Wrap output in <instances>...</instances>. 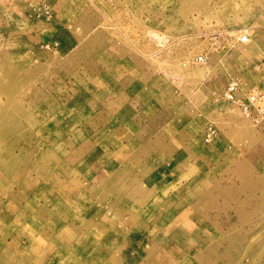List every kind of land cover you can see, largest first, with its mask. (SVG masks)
I'll use <instances>...</instances> for the list:
<instances>
[{"label": "rangeland", "instance_id": "1", "mask_svg": "<svg viewBox=\"0 0 264 264\" xmlns=\"http://www.w3.org/2000/svg\"><path fill=\"white\" fill-rule=\"evenodd\" d=\"M253 90L264 0H0V200L47 224H0V263L264 264Z\"/></svg>", "mask_w": 264, "mask_h": 264}, {"label": "bare ground", "instance_id": "2", "mask_svg": "<svg viewBox=\"0 0 264 264\" xmlns=\"http://www.w3.org/2000/svg\"><path fill=\"white\" fill-rule=\"evenodd\" d=\"M242 37L246 38V35H242L240 38L241 40L244 39ZM58 137H60L59 134H58ZM0 149H1V145H0ZM8 162L10 163L8 167L12 168L14 165L12 155H10V161L8 160ZM114 167H115L114 165L109 166V168L111 170ZM53 182L56 184H62L61 181H59V182L53 181ZM29 187H30V185L28 184L23 188L24 190L12 191V192L8 193V198L6 200H3V201L0 200V224L5 223L6 225H8L9 220L15 217L16 218L15 224L17 226H19L17 228L18 233H23L27 229H29V230H31V233L33 235H36V238L44 237L45 236L44 229L47 225L45 220L40 216H38V217L37 216H29L27 214L28 203L25 204V200L27 201V199H28V197L26 198V191L29 189ZM77 192L78 191L75 187H73L72 189H67V190L63 189V195H62L63 198L61 199V201L66 205H70L71 202H74L77 200V198H78ZM86 198L89 199V197H87V196H86ZM56 208H58V207H56ZM73 209L74 208L72 207V209L69 208V209L61 212L58 216V218L60 220V221H57L58 224H65L67 222H72L73 218L76 216L75 211H74L75 209L74 210ZM105 219L106 218L104 216H102V220L105 221ZM54 225H55L54 223H51V224H49L48 227L52 228V226H54ZM67 226H69V228H70L69 231L71 232V230H72L71 225H67ZM10 231L11 230L9 228H7L5 233L10 232ZM10 234H12V232H10ZM87 238L88 237L86 236V239ZM108 240H110V243L112 242L111 238H109ZM11 242L13 243L12 245H15L16 239H14V240L12 239ZM62 242H64L63 243L64 250L58 248V251L56 252L58 259H59L58 262H56V257H53L52 259H50V258L45 259L43 264H65L66 260H65L64 255L66 252V246L65 245H66L67 241H62ZM1 246H2V243L0 244V247ZM42 257H44V256L42 254H39L38 257L35 260H33L32 262H35L34 264H41L40 261H41ZM0 264H2V263H0ZM6 264H7V262H6ZM171 264H175V261L172 262Z\"/></svg>", "mask_w": 264, "mask_h": 264}, {"label": "built area", "instance_id": "3", "mask_svg": "<svg viewBox=\"0 0 264 264\" xmlns=\"http://www.w3.org/2000/svg\"><path fill=\"white\" fill-rule=\"evenodd\" d=\"M201 59V58H200ZM238 90V85L236 82H229L226 89H225V94L228 96V98L233 99L234 97V92H237ZM251 92H254L252 94H250V96L248 97L249 102H251L252 104H256L258 107V110L262 111L264 109V97L262 94L257 93V90H253ZM244 107H248V103L244 102Z\"/></svg>", "mask_w": 264, "mask_h": 264}, {"label": "crops", "instance_id": "4", "mask_svg": "<svg viewBox=\"0 0 264 264\" xmlns=\"http://www.w3.org/2000/svg\"><path fill=\"white\" fill-rule=\"evenodd\" d=\"M117 143H119V142H117Z\"/></svg>", "mask_w": 264, "mask_h": 264}]
</instances>
